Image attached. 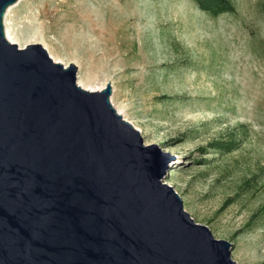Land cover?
Segmentation results:
<instances>
[{
  "label": "rangeland",
  "instance_id": "obj_1",
  "mask_svg": "<svg viewBox=\"0 0 264 264\" xmlns=\"http://www.w3.org/2000/svg\"><path fill=\"white\" fill-rule=\"evenodd\" d=\"M230 2L212 18L192 0H18L3 26L75 65L81 88L109 83L144 145L172 157L164 182L193 221L236 264H264V15Z\"/></svg>",
  "mask_w": 264,
  "mask_h": 264
},
{
  "label": "water",
  "instance_id": "obj_2",
  "mask_svg": "<svg viewBox=\"0 0 264 264\" xmlns=\"http://www.w3.org/2000/svg\"><path fill=\"white\" fill-rule=\"evenodd\" d=\"M0 0V264H236L164 180L144 145L77 67L4 34Z\"/></svg>",
  "mask_w": 264,
  "mask_h": 264
},
{
  "label": "trees",
  "instance_id": "obj_3",
  "mask_svg": "<svg viewBox=\"0 0 264 264\" xmlns=\"http://www.w3.org/2000/svg\"><path fill=\"white\" fill-rule=\"evenodd\" d=\"M192 1L198 7V9L203 11L205 14L211 16L212 18H216L221 14L234 12V6L230 2V0H192ZM261 8H262V13L264 15V0H262ZM209 147L222 148L226 146H224L223 143L216 142L210 144ZM199 151L202 152V155H205V151L207 150L201 148ZM197 162L199 165H204L203 163L204 160H202V156L199 158ZM230 201L231 200H227L223 204L221 209L225 208L230 203Z\"/></svg>",
  "mask_w": 264,
  "mask_h": 264
},
{
  "label": "bare ground",
  "instance_id": "obj_4",
  "mask_svg": "<svg viewBox=\"0 0 264 264\" xmlns=\"http://www.w3.org/2000/svg\"><path fill=\"white\" fill-rule=\"evenodd\" d=\"M9 10L10 9H6V13H5V15H4V18H6V16H7V13L9 12ZM4 34H5V38L10 42V43H16L17 42V39H16V37H14L11 33H10V31H9V29L6 27V25H5V21H4ZM82 86V85H81ZM83 87V86H82ZM86 87L87 88H90V89H95L96 88V86H92V85H86ZM112 105H113V107H114V103H112ZM115 108V110L117 111V113L118 114H120V116H123V118H125V115H124V113H123V111L122 110H120V109H118V108H116V107H114Z\"/></svg>",
  "mask_w": 264,
  "mask_h": 264
}]
</instances>
